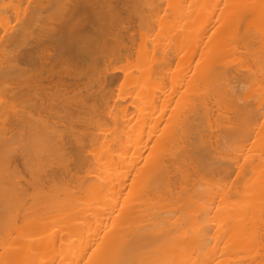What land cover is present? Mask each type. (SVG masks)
Here are the masks:
<instances>
[{
  "label": "bare ground",
  "instance_id": "bare-ground-1",
  "mask_svg": "<svg viewBox=\"0 0 264 264\" xmlns=\"http://www.w3.org/2000/svg\"><path fill=\"white\" fill-rule=\"evenodd\" d=\"M0 264H264V0H0Z\"/></svg>",
  "mask_w": 264,
  "mask_h": 264
}]
</instances>
